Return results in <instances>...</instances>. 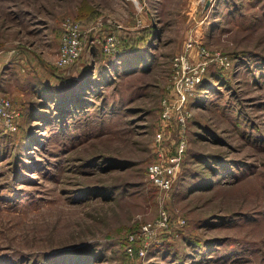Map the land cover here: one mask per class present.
I'll return each mask as SVG.
<instances>
[{
	"label": "rangeland",
	"instance_id": "374dc122",
	"mask_svg": "<svg viewBox=\"0 0 264 264\" xmlns=\"http://www.w3.org/2000/svg\"><path fill=\"white\" fill-rule=\"evenodd\" d=\"M68 20L85 49L61 67ZM190 37L195 63L230 65L208 62L183 128L162 104ZM0 89L20 111L0 127V264H264V0H0ZM183 135L161 190L148 165Z\"/></svg>",
	"mask_w": 264,
	"mask_h": 264
},
{
	"label": "built area",
	"instance_id": "2783aa9c",
	"mask_svg": "<svg viewBox=\"0 0 264 264\" xmlns=\"http://www.w3.org/2000/svg\"><path fill=\"white\" fill-rule=\"evenodd\" d=\"M65 34L62 38V46L55 61L57 66H69L75 63L83 54L85 41L83 39V28L79 21L68 20L64 24ZM119 36L115 32L109 33L104 40V49L106 52H113L119 48ZM195 41L190 37L185 43L184 51L174 57V66L177 73L173 83V89L169 96L163 99L162 117L169 119L173 112H176L179 120L185 127L188 118L187 102L194 94L196 86L200 83L206 66L209 61L215 60L223 65H230L227 56L216 52L212 55L205 47L199 50L204 60L195 63L192 60V50ZM20 111L15 107L13 101L0 94V126L9 132H16L19 129ZM186 144V138L183 135L180 142V148L175 154L159 157L151 161L148 165V179L161 190L169 191L173 188L178 176V171L182 161V154ZM167 223V214L163 212L155 225L151 222L143 225V232L150 235L156 227L164 226ZM134 236H130L129 241H133ZM130 246V245H129ZM132 246L129 250L132 252Z\"/></svg>",
	"mask_w": 264,
	"mask_h": 264
},
{
	"label": "trees",
	"instance_id": "16d2710c",
	"mask_svg": "<svg viewBox=\"0 0 264 264\" xmlns=\"http://www.w3.org/2000/svg\"><path fill=\"white\" fill-rule=\"evenodd\" d=\"M119 39H120V42H119V46H120V44H121V38L119 37ZM69 82H73L72 80H70V81H66V83H69ZM66 88H68V87H66ZM56 93H58V96H57V94L55 95V99H54V101H56L57 99L61 102V104L62 103H65V97L68 95H63V97L60 95V91H58V92H56ZM66 99H68V98H66ZM68 103H70V102H67L66 103V106H67V108H69L70 106L69 105H67ZM60 105V104H59ZM63 108H65V109H67L66 107H65V105L62 107V108H60L59 110H62ZM69 111H71V109H69ZM0 127H2V126H0ZM3 128V127H2ZM19 129H20V124H19ZM19 129H18V131H19ZM17 132V131H16ZM11 133H14V132H11Z\"/></svg>",
	"mask_w": 264,
	"mask_h": 264
},
{
	"label": "crops",
	"instance_id": "0c3cea01",
	"mask_svg": "<svg viewBox=\"0 0 264 264\" xmlns=\"http://www.w3.org/2000/svg\"><path fill=\"white\" fill-rule=\"evenodd\" d=\"M3 83V82H2ZM13 83H15V82H13ZM1 90V89H0Z\"/></svg>",
	"mask_w": 264,
	"mask_h": 264
}]
</instances>
